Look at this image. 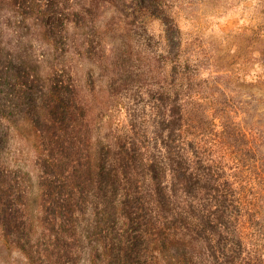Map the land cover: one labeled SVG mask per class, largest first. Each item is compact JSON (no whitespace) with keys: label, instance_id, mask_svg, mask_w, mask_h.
<instances>
[{"label":"trees","instance_id":"16d2710c","mask_svg":"<svg viewBox=\"0 0 264 264\" xmlns=\"http://www.w3.org/2000/svg\"><path fill=\"white\" fill-rule=\"evenodd\" d=\"M165 1L0 0L28 41L0 62V240L28 264H264L261 145Z\"/></svg>","mask_w":264,"mask_h":264},{"label":"rangeland","instance_id":"374dc122","mask_svg":"<svg viewBox=\"0 0 264 264\" xmlns=\"http://www.w3.org/2000/svg\"><path fill=\"white\" fill-rule=\"evenodd\" d=\"M181 29L189 58L206 85H221L236 123L251 129L264 157V0H166ZM139 16L158 34L159 22ZM202 86L205 88L206 86ZM15 137L12 150L22 146ZM25 158V157H24ZM21 159V158H20ZM28 169L29 162H23ZM231 163H229L230 166ZM264 217V216H263ZM264 250V233L261 235ZM0 264H28L24 254L0 240Z\"/></svg>","mask_w":264,"mask_h":264},{"label":"clouds","instance_id":"9594fccd","mask_svg":"<svg viewBox=\"0 0 264 264\" xmlns=\"http://www.w3.org/2000/svg\"><path fill=\"white\" fill-rule=\"evenodd\" d=\"M255 2V0H253ZM163 35V28H161V36ZM28 41H24L23 44L15 37L9 36L7 39L0 37V62L2 61H11L17 67L19 66L23 57L27 55V50L24 47V44H27ZM107 63L110 64L112 60L115 59L116 49L112 44H108L105 48ZM94 68V74L99 77L103 72V68L98 65H90ZM81 83H83V72L80 74ZM112 73L109 72L107 76L104 77L105 83L109 78H111ZM100 83L98 81V87ZM85 89V93H86ZM8 122L0 118V124H7Z\"/></svg>","mask_w":264,"mask_h":264}]
</instances>
